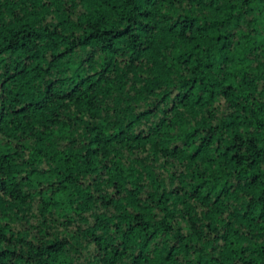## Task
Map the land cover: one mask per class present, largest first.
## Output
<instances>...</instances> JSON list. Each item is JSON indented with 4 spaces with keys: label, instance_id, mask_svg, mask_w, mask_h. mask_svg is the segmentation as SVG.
<instances>
[{
    "label": "trees",
    "instance_id": "trees-1",
    "mask_svg": "<svg viewBox=\"0 0 264 264\" xmlns=\"http://www.w3.org/2000/svg\"><path fill=\"white\" fill-rule=\"evenodd\" d=\"M0 264H264V0H0Z\"/></svg>",
    "mask_w": 264,
    "mask_h": 264
}]
</instances>
